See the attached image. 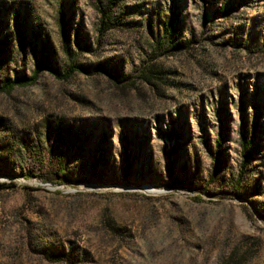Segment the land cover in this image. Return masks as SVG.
Listing matches in <instances>:
<instances>
[{"label":"rangeland","instance_id":"374dc122","mask_svg":"<svg viewBox=\"0 0 264 264\" xmlns=\"http://www.w3.org/2000/svg\"><path fill=\"white\" fill-rule=\"evenodd\" d=\"M38 64L0 264H264V0H0V84Z\"/></svg>","mask_w":264,"mask_h":264},{"label":"trees","instance_id":"16d2710c","mask_svg":"<svg viewBox=\"0 0 264 264\" xmlns=\"http://www.w3.org/2000/svg\"><path fill=\"white\" fill-rule=\"evenodd\" d=\"M75 67H77L75 64L70 65L64 72L62 75H60V77H66L72 70L75 69ZM40 69H44L43 65L38 64L33 70L32 73L28 76H24L21 78H12V79H6L4 80L1 84H0V91L2 92H9V90L13 87V86H23L25 84L31 83L34 78L35 75L37 73L38 70ZM146 71H143V69L140 71V76H142L144 78V80L149 83L150 85H152L154 83V78L157 76V69H148ZM152 77V79H151ZM218 143V141H217ZM243 148L245 149L248 145H249V141H243L242 142ZM245 163V158L242 159V164ZM177 184V183H176ZM8 184L5 182H0V188L7 186ZM60 256V255H58Z\"/></svg>","mask_w":264,"mask_h":264}]
</instances>
